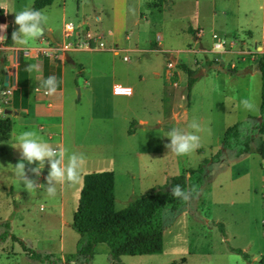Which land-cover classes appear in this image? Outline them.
I'll return each instance as SVG.
<instances>
[{"label": "rangeland", "instance_id": "obj_1", "mask_svg": "<svg viewBox=\"0 0 264 264\" xmlns=\"http://www.w3.org/2000/svg\"><path fill=\"white\" fill-rule=\"evenodd\" d=\"M64 1V11L62 0H54L40 10L47 15L55 36L62 35L63 21L77 25L85 15L98 29L110 30L122 39L128 36L129 47L146 50L118 54L69 50L74 63L64 70L61 128L46 125L39 130L23 126L12 117L11 131L0 137V264H114L105 244H97L91 258L77 253L80 234L71 227V221L83 174L112 171L114 207L119 210L206 160L198 195L178 212L164 210L168 225L163 233V251L122 255L120 263L248 264L229 248H241L251 258L258 251L264 253V176L262 186L260 181L264 159L253 144L239 158L234 150L222 148L228 126L259 118V71L253 76L244 74L240 57L226 54L230 36L244 35L240 29L227 33L226 18H230L229 27L234 31L244 20L241 12L255 8L257 1ZM7 2L10 11L19 12L32 8L34 0ZM85 26L78 25V29ZM186 27L202 29L204 51H192L197 48L188 44L192 43V35L177 31ZM213 33L225 41L222 51L213 48ZM104 34L106 40L111 39L112 35ZM124 55L129 56L128 62L122 59ZM169 57L177 60L173 62ZM53 58L63 60L61 55ZM232 62L237 74L226 70ZM186 70L194 72L189 90ZM114 82L129 85L132 95H114ZM245 99L254 104V111L240 104ZM6 105L12 108L11 102ZM193 120L203 129L199 133L201 147L186 156L169 152L165 147L170 142L169 131L178 128L190 132ZM24 131H35L53 147H59L61 138L69 154H83L86 166L80 182L57 184L55 197H49L44 185L49 165L46 163L37 177L31 171L36 165L24 161L26 176L38 183L26 190L17 175L20 151L12 147ZM48 131L53 133L50 138ZM24 247L40 253L41 259L32 258Z\"/></svg>", "mask_w": 264, "mask_h": 264}, {"label": "trees", "instance_id": "obj_2", "mask_svg": "<svg viewBox=\"0 0 264 264\" xmlns=\"http://www.w3.org/2000/svg\"><path fill=\"white\" fill-rule=\"evenodd\" d=\"M53 1L34 0L32 9L40 10ZM0 14H3L2 8H0ZM11 32L9 27L4 41L6 45L11 43ZM253 64L261 78L260 120H255L252 123L239 121L228 126L222 137V148L234 150V156L239 158L245 155L249 151L250 145L253 144L258 154L264 159V52L256 54ZM26 69L27 63L20 56L16 69V88L12 92L13 108L25 107L27 102L28 71ZM186 72L188 73L186 88L189 90L194 72L191 70H186ZM47 77V65L45 64L43 80ZM0 87L3 88L1 82ZM11 126L10 117L1 114L0 137L10 132ZM129 131L131 132V130ZM207 162L206 160L197 168L189 169L187 172L170 178L165 187L147 191L119 210L114 207L113 172L102 170L85 173L82 177L77 207L71 221V227L80 234L77 253L91 258L95 253V246L105 244L114 264H121L120 256L122 255L161 253L163 251V233L168 225L164 217V210L178 212L187 204V202L172 196V188L179 185L184 191L194 189L190 198L196 197L204 181ZM23 250L27 251L32 258L41 259V254L35 250L25 247ZM229 250L239 254L248 264H264V253L257 260H253L241 248L230 247Z\"/></svg>", "mask_w": 264, "mask_h": 264}, {"label": "crops", "instance_id": "obj_3", "mask_svg": "<svg viewBox=\"0 0 264 264\" xmlns=\"http://www.w3.org/2000/svg\"><path fill=\"white\" fill-rule=\"evenodd\" d=\"M256 1H257V6L255 8H252V10L246 9L245 11L241 12L244 15L243 17L244 20L238 25L237 28H235L234 31H231L229 27L228 19L230 18L229 17L228 19L226 18V32L227 33L229 32L234 33V32H237V30L239 29L242 32H244V35H241V36L238 35L237 33H234V35L230 36V40H228V42L226 41V47H227L226 54H229V55L236 54L237 56H239L241 61L244 62L243 73L248 74L249 76H253L256 71V69L254 68V64H253L256 54L264 52V0H256ZM64 3L65 1L62 0V10L63 11L65 10V7H66ZM159 3L160 1L158 2V4ZM0 8L3 9V14H5L6 20H7L6 23L0 22V24H7L8 25L7 29L10 27L13 32L18 27L17 25L14 24V17H15L16 12L9 10V5H8L7 0H0ZM234 12H236V9H234ZM96 20L97 21L99 20L98 15L95 16V21ZM135 21L138 22L139 19H135ZM63 23H62V26H63ZM77 25H81V26L86 25L85 27H82V29L92 28L94 30L104 31V33L109 35V37L112 35L110 40L108 39L106 40V46L109 49L110 48L119 49V51L117 52L112 49L111 50L109 49L108 50H95V51H100V52L109 51V52H112L113 54H118L119 52H127L131 50L136 51V52H143L146 50L138 46L129 47L128 46L129 39L127 38L128 36H125L122 39L120 35L114 34L110 30L105 31L103 29H98L97 25L90 22L88 17H86L85 15H82ZM177 31L186 33L187 35L190 33L192 35V43H188V44H190V46L194 45L197 48H193V49L188 48V49H192V51H195L196 49L201 50V51L205 50L204 42H202L201 40L203 31L200 27L195 28V29H191L190 27L180 28ZM0 34L3 35V34H6V32L0 33ZM61 40H62L61 33L59 36H55L53 33V27L50 24L46 23L45 24V35L40 37L39 40H37L36 42L30 44V46L27 49L19 48L18 46L13 44L12 40L9 45L4 44V42L0 44V82L2 83V85L4 82V76L8 74L9 87H11L12 85L14 88H16V69H17L20 56H22L23 59L26 61L27 67L29 65H36V70L32 72H28V95H27V102L24 105L25 107L20 106L18 108H14L13 110H16L17 114H12V113L5 114L3 113V110L5 107H2L0 103V113L1 114L8 115L10 119L14 117L16 120L21 121L23 126H26V127L36 126L37 129L39 130H43L44 126L46 125L49 126V128L51 127L56 128L62 125V110L59 111V108H62L64 95H65L63 75H64V70H65L66 65L73 64L74 62H73L72 56L69 55L68 52L62 56L64 61L63 60L58 61V60H54L53 57H44L39 51L40 48H44L50 45L51 43H58ZM196 42H198V44ZM160 44H161V41L159 42L158 46ZM249 45L252 46V48H248ZM28 49H29V54L26 55L25 51ZM74 51L78 52V51H86V50H74ZM174 59L175 61L177 60L176 58ZM126 61L128 62L129 60H126ZM45 64L47 65L48 77L55 76L57 78V82H58L57 91L54 95H47L45 88L42 86ZM232 64L233 66H231ZM226 70L229 73H234V74L238 73L236 69V65L234 66V62H232L229 68ZM118 84L120 85L121 83L114 82L112 84V89L114 85H118ZM125 86H129V85H125ZM2 89L0 87V92L2 91ZM260 91H261V80H260ZM112 93H113V90H112ZM132 93L130 95H132ZM114 95H117V94H114ZM0 99H1V96H0ZM11 107H12V102H11ZM6 108H10V107H6ZM255 120H260V116L259 118H256ZM11 121L12 123L14 122L13 120ZM139 122L141 125L145 124L144 120H139ZM52 135L53 133L48 131L47 133L48 138L52 137ZM58 145L59 147H62L63 145L61 138H59ZM260 170L262 174L260 178V181L262 182L261 183V186H262L264 170L261 168ZM63 202L61 201L62 209L64 206ZM263 214H264V210H263ZM257 254L258 255H253L252 257L253 260H257L262 254V251H258Z\"/></svg>", "mask_w": 264, "mask_h": 264}, {"label": "clouds", "instance_id": "obj_4", "mask_svg": "<svg viewBox=\"0 0 264 264\" xmlns=\"http://www.w3.org/2000/svg\"><path fill=\"white\" fill-rule=\"evenodd\" d=\"M7 13V12H6ZM48 17L40 10L26 8L16 12L14 24L18 27L12 32L11 40L14 45L19 48L27 49L30 44L39 40L45 35V24ZM7 24H0V33L7 30ZM5 41L4 35L0 34V44ZM217 51L222 49L217 48ZM28 72L36 70V65H29L26 69ZM57 78L49 76L42 82V86L46 90L47 95H54L57 91ZM240 104L249 111H254V104L245 99L241 100ZM190 132L182 131L178 128H172L168 137L170 142L165 145L169 152L176 156H186L194 153L201 147V136L199 133L203 130L201 125L193 120L189 124ZM14 148H18L21 155V160L16 164L17 175L26 190L34 189L38 183L33 179H29L25 174V163L35 164L31 169L38 177L45 164L49 165L48 174L45 177L46 193L49 197H55L57 193V184L75 185L81 180V173L86 166V159L83 154L75 152L69 154L66 147H53L49 143L42 140L35 131H24L20 133ZM194 189L184 191L179 185L172 188V196L187 202L192 196Z\"/></svg>", "mask_w": 264, "mask_h": 264}, {"label": "built area", "instance_id": "obj_5", "mask_svg": "<svg viewBox=\"0 0 264 264\" xmlns=\"http://www.w3.org/2000/svg\"><path fill=\"white\" fill-rule=\"evenodd\" d=\"M201 32V31H199ZM212 37L216 39L213 43V48H224V40L218 39L216 34ZM198 44V42H196ZM106 46V38L103 31L94 30L90 28L78 29V25H75L72 21H64L62 26V40L59 43H51L50 45L40 48L39 51L42 55L48 57H59L63 56L69 50H108ZM110 48L109 50H111ZM114 51H119V49L114 48ZM25 54H29V49L25 51ZM123 60H129L127 55L123 56ZM170 66H172V61H170ZM233 66V64L231 65ZM15 88L11 85L5 86L0 92V103L2 107H7V103L12 100V92ZM113 93L117 95H130L132 89L129 86L114 85Z\"/></svg>", "mask_w": 264, "mask_h": 264}, {"label": "water", "instance_id": "obj_6", "mask_svg": "<svg viewBox=\"0 0 264 264\" xmlns=\"http://www.w3.org/2000/svg\"><path fill=\"white\" fill-rule=\"evenodd\" d=\"M6 16H5V14H0V22H2V23H6ZM4 35V37H6V34H3ZM167 55H169V54H167ZM170 59L172 60V61H175V59L173 58V57H170ZM8 85V74H6L5 76H4V82H3V86L5 87V86H7ZM77 92L79 93V89L77 88ZM3 113H5V114H17V111L16 110H13V109H11V108H4V110H3Z\"/></svg>", "mask_w": 264, "mask_h": 264}]
</instances>
